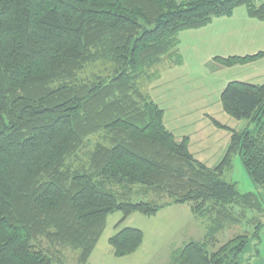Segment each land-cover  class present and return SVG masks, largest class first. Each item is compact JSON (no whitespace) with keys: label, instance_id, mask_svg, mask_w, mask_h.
<instances>
[{"label":"trees","instance_id":"16d2710c","mask_svg":"<svg viewBox=\"0 0 264 264\" xmlns=\"http://www.w3.org/2000/svg\"><path fill=\"white\" fill-rule=\"evenodd\" d=\"M239 6L264 20V0H0V264H88L110 213L155 215L169 204L209 218L205 237L184 244L174 264H239L247 233L211 247L228 223L244 225L251 220L243 214L264 210L256 193L223 178L239 154L264 186V82L226 84L223 111L249 124L236 129L209 116L230 133L213 167L190 151L188 135L166 126L142 87L165 59L182 61L181 31ZM261 56L216 60L232 66ZM98 62L110 72L80 75ZM94 135L86 162L73 164ZM149 193L169 200H147ZM143 241L136 227L109 239L118 257Z\"/></svg>","mask_w":264,"mask_h":264},{"label":"rangeland","instance_id":"374dc122","mask_svg":"<svg viewBox=\"0 0 264 264\" xmlns=\"http://www.w3.org/2000/svg\"><path fill=\"white\" fill-rule=\"evenodd\" d=\"M241 7L246 8L245 6ZM236 9L237 8H235L234 11ZM261 22H264V20H261ZM258 25L261 29L264 27V23ZM179 35L181 37L180 33L178 36ZM252 41H255L254 47H256L257 50H264V29H259L257 36L251 35L250 42ZM218 44L220 43L218 42ZM249 47H253V44L251 43ZM259 58L260 59L251 63L248 61L249 63H237L232 66H225L218 63L217 67L212 65L210 61L206 63L204 56L201 58H195L192 56L191 51H186L184 73H178L177 79L174 83L176 90L172 93H167L166 95L169 97L175 96L176 99L184 102L188 101L186 100V94H207L208 97L206 99L201 97L200 101L194 100L191 103L197 105V107L201 106L206 109L211 107V111L215 112V117L223 124L236 129L247 128L249 124L247 119H237L226 113L223 117L220 113H216L215 107L219 103L221 106V90L230 80L237 78L249 82H258L257 79L259 80V83L264 81V56ZM211 61L213 60L211 59ZM165 62H169V60L165 59L157 69L166 65ZM101 63L104 62L87 64L80 75H82L83 72L84 77H89L97 73L102 75L108 74L112 67L108 66V64L102 65ZM154 71L157 72L156 75H152L144 80L142 87L162 108L167 110L165 119L166 126L177 138H180L185 134L190 135L197 127L202 128L203 133H209L207 135L208 141H206V143L210 147L208 154L212 157L207 162L210 167L216 166L220 163L226 153L230 133L215 128V126L208 120L192 122L177 120L176 117L172 118L169 114L171 107L166 104L169 100L163 96L164 88L162 86H159V89L158 87H155L156 90L158 89L157 91L161 92V96L165 101H162L160 97L158 98L157 91L152 88L153 80H156L161 76V69ZM207 103H209L210 107H207ZM215 133H217V138ZM97 141L98 136H90L89 140L86 141L85 145L78 151L76 156L70 158L71 162H73V164H79L83 163L81 161L87 160L90 151L93 149V146ZM193 152L195 151L193 150ZM223 178L228 182L236 184L237 188L242 193H256L259 196L261 207L264 209V186H258L251 180L243 166L239 154L233 155L231 167L226 170ZM145 198H147V200H155L157 203L169 200L167 196L159 198L153 193H149ZM132 200L137 201L139 200V197H136L135 195ZM172 209L173 210H165V212L160 210L156 216L134 212L124 218L120 211L110 213L106 219L105 229L97 242L98 246L96 249H98V253L105 254L106 249L110 247L112 248L110 243H108L107 238L109 234H113L116 229L119 230L126 226L140 227L143 228L145 237L142 246L137 250L138 252L133 256L116 258V262L110 259L107 264H171V252L173 254V251L181 249L184 244L192 240H202L205 237L206 225L209 221L208 217L194 218L192 215L193 213L189 212L188 205H185L183 208L174 207ZM241 217L246 218L247 220L250 219L251 221H245L244 225H240L236 222L228 223L222 231L217 233V241L215 242V245L211 247V250H216L238 234L247 233L249 241L245 250L240 255L239 264H264V223L260 229H257V225L254 224V222H257L258 220L264 222V210L261 211V214L258 211H250L248 214L246 213L245 217L244 214ZM41 244L44 246L47 245L44 240L41 241Z\"/></svg>","mask_w":264,"mask_h":264},{"label":"crops","instance_id":"0c3cea01","mask_svg":"<svg viewBox=\"0 0 264 264\" xmlns=\"http://www.w3.org/2000/svg\"><path fill=\"white\" fill-rule=\"evenodd\" d=\"M179 1H185V0H179ZM262 23L264 22H261L260 19L251 17L246 8H242L241 6H239L237 7L235 11L232 12V14L214 17L207 25L203 27L196 28V29H187V30L180 32L181 37L180 35L178 36L179 38L177 37L178 42H177L176 49L182 56V61L180 63H176L175 61H170V60L169 62H165L166 65H164L163 67H159L161 69L160 78L153 80V84H152L153 86L152 88H154L153 90L155 91H157L160 88L159 86H162L164 88L163 96L169 100L168 102L166 101L167 102L166 104L167 106L171 107V111L169 114L172 118L176 117L177 120L192 121V122L208 120L211 124L212 122L210 121L209 116L217 119L214 114L215 112L211 111L212 108L209 106V103H207V107H210V108H207V109L201 106L197 107V105L191 103L194 100L200 101L201 97L206 99L208 97L207 94L206 95H196L194 93L186 94L187 95L186 100L188 101H184V102L176 99L175 96L169 97L166 95L167 93H172L173 91L176 90L174 83H175V80L177 79L178 73L179 72L184 73V68L186 65V61H185L186 51L187 52L191 51L192 56L195 58H201L202 56H204L206 59V63L210 61L212 65H215L217 67H218L219 62L216 60V57L253 55L255 53L260 52L262 49L257 50L256 47H254L255 41L250 42V36L251 35L257 36L259 29L260 30L264 29V27L261 29L258 25ZM218 42L220 44H218ZM251 43L253 44V47H249ZM211 59L213 61H211ZM255 60H251L249 62L251 63V62H254ZM160 69L156 68L155 70L158 71ZM233 80L245 81V80L237 79V78ZM257 81L258 82H251V83L261 84L264 82L263 81L259 83L258 79ZM155 87H158V89L156 90ZM223 89L221 90V93ZM156 93H157V97L158 98L160 97V99L163 101L164 99L161 96V92L157 91ZM215 110H216V113H220L223 117L225 116V112L221 108L220 103L216 105ZM166 113H167V110L164 109V121L166 119ZM208 134L209 133H203L202 128L197 127L188 136H189L190 151L199 160L205 162L208 166H210L207 162L212 157L210 154H208L210 147L206 143V141H208V137H207ZM215 134L217 138V133ZM192 149L195 152H193ZM185 205H188V204H169L165 206L164 208H162L161 210L165 212V210H173L172 208L174 207L183 208ZM189 212L192 213L190 206H189ZM158 213H156L153 216H156ZM192 215L195 218L194 214ZM149 216H152V215H149ZM126 227H133V226H126ZM136 228H140V227H136ZM140 229L144 231L143 228H140ZM119 230L116 229L115 232H113V234H109L107 238L108 243H110L109 242L110 237L113 236ZM144 237H145V232H144ZM97 246L98 244L93 250L89 258L88 264H107L110 259L116 262L115 261L116 258H119L118 256L114 254L111 247L106 249L105 254L104 253L100 254L98 253V249H96ZM137 250L132 254H129L127 256H122L120 258L129 257L131 255L133 256L136 252H138ZM178 250L173 251V254L171 252V260H170L171 264H174L172 261L173 256H174V253L177 252Z\"/></svg>","mask_w":264,"mask_h":264}]
</instances>
